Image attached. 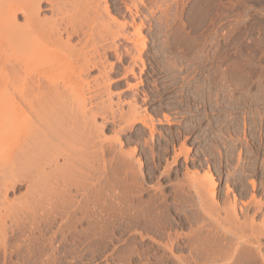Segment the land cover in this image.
Listing matches in <instances>:
<instances>
[{
  "label": "rangeland",
  "instance_id": "obj_1",
  "mask_svg": "<svg viewBox=\"0 0 264 264\" xmlns=\"http://www.w3.org/2000/svg\"><path fill=\"white\" fill-rule=\"evenodd\" d=\"M66 1V19L74 18L91 31L81 35V44L72 40L85 52L103 53L102 40L117 35L124 21L133 38L116 37L122 57L108 51L111 86L91 83L65 89L71 101L77 100L73 106H78L82 119L78 118L83 120V135L87 127L92 137L90 143L82 137L80 142L70 135L62 138L65 143H79L64 145L76 162L68 170L75 168L73 176L59 175L76 182L69 185L58 176L59 184L54 179L60 171L56 166L65 172L63 166L71 164L61 154L45 167L46 177H36L37 197L32 199L28 183L10 189L7 200L1 196L0 264H264V228L260 227H264V0H107L109 14L103 7L95 13L93 0ZM4 2L0 0V11ZM89 4L94 10L87 8ZM44 9L42 17L50 16L47 6ZM17 17L22 23V15ZM141 22L140 35L135 25ZM126 45L131 54L124 52ZM138 48L142 52L137 53ZM2 59L0 50V87ZM131 67L134 74L128 71ZM104 71L101 66L91 67L85 77L102 78ZM81 93L86 99L80 107ZM121 110L134 115L126 117ZM135 115L146 117L145 124L129 127ZM119 152L130 153L131 164L122 166ZM91 157L96 160L87 159ZM83 159L89 164H79ZM209 172L217 179L213 200ZM50 174L54 180L48 178ZM200 182L208 184L207 192ZM234 197L238 216L229 212Z\"/></svg>",
  "mask_w": 264,
  "mask_h": 264
},
{
  "label": "bare ground",
  "instance_id": "obj_2",
  "mask_svg": "<svg viewBox=\"0 0 264 264\" xmlns=\"http://www.w3.org/2000/svg\"><path fill=\"white\" fill-rule=\"evenodd\" d=\"M75 1L78 2V0H75ZM103 1L102 0L91 1L92 6H94L93 8L95 9V11H94L95 13H97V12L101 13L102 11L100 12L99 10H101L100 8H102V7L105 8L104 11H106V12L103 11L104 13L109 14L111 12L109 9V5L107 4V0H105V3H106V4H104L105 7L101 3ZM4 3H3V5H4L3 9L0 11V50H2V52H3V59H2V63H1V74L3 77V81H2L1 87H0V198H1V196H3L6 199L7 194H8L10 189L19 188L21 185H23V183H26V184L28 183V185H29V186H27V188L29 189L28 191L30 193H32V199H34L36 194H37L35 192L40 191L39 189L35 190L37 187H36V185H34V182L36 184L38 179L43 177L44 174H45L44 177H46V173H45L46 170L44 171V169L46 166H48V164L53 163L55 161H58V156H60L61 154L63 155V156L61 155L62 157L65 156L67 158L66 164L69 162L71 163V164H69V166L68 165L63 166L65 168V172H61V166L57 167L55 164L56 169L55 168L54 169L55 170L58 169V171L60 169V171L59 172L56 171V172H58L57 175L55 174L56 172L52 173L53 175L55 174V176H54L55 178L52 177L53 175H51V174L49 176L48 175L47 176H48V178L51 176L52 177L51 179H53V178L58 179L59 175L60 176L65 175L64 173L68 172V170L70 169L72 164L76 163L75 160L70 158L71 155L66 154L65 150H68L67 149L68 147H64V145L68 146L67 144H70L72 141H69L70 143H65L66 140H64V142H62L63 141L62 138L66 139L67 135H70L71 137H75V141H77V140H79L78 138L82 137L81 140L84 141V139H85L86 140V142L84 141L85 143H90L88 141L92 138L91 136H89L91 133H89L88 130H86V128H87L86 126H85L86 128L84 127L85 128V134L86 135L88 134L89 137L85 136V134L83 135V133H84L82 130L83 125L81 122L83 120H79L80 115H78L79 112L76 110L78 108L77 105L80 104V107H81V105L83 104V106H84L85 102H83V101L86 98H84V95L82 93L79 94L78 95L79 96L78 97V100H79L78 103L79 104H77L76 105L77 108H75V106H73V104H74L73 102H75V101H71V99H69L71 96L69 97L70 94L68 95L66 93L67 90H65V89L68 87V85L69 86L73 85L76 88H78L82 85H85V84L89 85L91 83L92 84L96 83V85H99V86L102 84L101 86L105 85L104 87L111 86L113 81H114L110 75L111 71L113 70V65L107 64V63H109V62H107L108 61V51L113 50L116 52V54H118L117 56L122 57V52H120L121 47L118 45L119 43L116 41V37L120 36L125 41H131L133 37H131L129 35V33L127 32V30H126L127 23L124 21L123 23L119 24V29H118L117 35L113 36L112 39H110V37L106 38V36H105V39L102 40V42H103V44H102L103 53H99L98 50H96L95 53H87L84 51V46H81V45L78 46L77 43L73 44L72 40H74V38L75 39L77 38V40H78L77 42L79 44L80 43L79 40H80L81 35L82 36H84L83 34H85V36L88 35V32L90 30L88 28H86V30L87 29L89 30V31L88 30L86 31L85 28L83 27V25H84L83 23H82L83 24L82 25L81 23H78V22L76 23L75 21H73L74 20V18L72 19L73 16L71 17L72 21L69 19H66L65 15L68 13V7L66 6V4H67L66 0H5ZM44 5L47 6V9L50 10V12H51V15L50 16L48 15V17H46V15L42 17V14L45 10ZM135 5H137V4H135ZM90 7L91 6L89 4V6L87 8H90ZM136 7H138V6H136ZM93 8L91 7L92 10H94ZM103 8H102V10H103ZM127 9H130V6H127ZM94 12L92 11V13H94ZM19 14L22 15V17H23L22 23H21V21L20 22L18 21L17 16ZM96 16H98V15L96 14ZM67 17H68V15H67ZM87 25L88 24H86V26ZM142 25H143L142 22H141V24L135 25L136 26V32H138V34H140V33L143 34L142 30H141V28H143ZM91 26L92 25H90L89 27H91ZM90 38H91V35H90ZM90 38H88V39H90ZM84 40H86L85 37H84ZM91 40H92V38H91ZM95 41H93V42H95ZM107 41L108 42L110 41L111 44L108 43L109 44L108 45ZM82 43H84V42H82ZM97 43H99V42H97ZM141 43L143 44V41ZM100 44H101V42H100ZM144 44H143V46H144ZM88 45H91V44H88ZM140 46H142V45H140ZM135 47H137V46L135 45ZM142 50L143 49L138 48L137 53L142 52ZM124 52L126 54H131V49L126 45V47L124 48ZM133 55H135V54H133ZM139 56H138V58H139ZM134 61H135V58H134ZM100 66L103 67L105 70L104 71L105 73L104 74L102 73L103 74L102 78L93 77V79L91 78L92 80H88L86 78L87 75L85 73H88L90 71L91 67L96 68V67H100ZM128 71H130L134 74L132 67ZM125 72L127 73V71H124V73ZM85 75H86V77H85ZM132 86H134V85H132ZM127 87H128V85H127ZM73 93H75V92H73ZM72 99L74 100L73 97H72ZM76 102H77V100H76ZM137 105L135 106V108L137 107ZM131 107H132V105H131ZM131 107H129V108L132 109ZM82 108H80V109H82ZM133 109H134V106H133ZM128 111H130V110H128ZM131 111L135 112L134 110H131ZM121 112H122V110H121ZM92 113H94V110L92 111ZM92 113L90 115H92ZM124 113H125V111H124ZM83 114H84V112H83ZM126 114H128V113H125V115ZM132 114L133 113L131 112V114H128V115H132ZM125 115H123V116H125ZM128 115H126V117H128ZM65 116H67V117H65ZM86 116H87V113H86ZM135 117H136V115H135ZM83 118L86 120V117H83ZM92 118L95 120V117H92ZM120 118L123 119V117H120ZM145 118L144 117H136L135 119L132 118L133 123H131L128 126L129 127L133 126L135 122H144V124H145V122H146ZM80 119H82V118H80ZM151 120H152V118H151ZM90 121H92V120H90ZM87 123L88 122H86L85 125ZM101 126L103 128L104 125L102 124ZM125 126H124V128L128 127V126H126V127ZM154 126L155 125H153V123H152V125L149 127L151 129V134H153ZM80 131H81V133H80ZM90 131H92V130H90ZM86 132H88V133H86ZM83 136H84V138H83ZM76 137H77V139H76ZM88 138H90V139H88ZM151 139H152V136H151ZM81 140H79L78 142H80ZM116 140L118 141V144H120V146H123V141L120 139V137H118ZM73 143L75 144V142H73ZM73 143H71V144H73ZM78 144L79 143H77L75 145H78ZM95 144H97V143H95ZM87 146H89V145H87ZM94 146L96 148V145H94ZM102 146H104V145H102ZM83 147H85V146L83 145ZM91 147H93V146H91ZM113 148H114V150L116 149L115 147H113ZM180 148H181V146H180ZM76 149H78V148H76ZM86 149H88V148H86ZM93 150H95V149H93ZM99 150L100 149H98V151ZM84 151H86V150H84ZM90 151L88 150V152H90ZM95 151H97V150H95ZM98 151H97V153H98ZM82 152H80V154ZM88 152H84V153H88ZM125 153L126 152H119V154L122 156V158L120 159V156L118 155L120 160L117 159V161L119 160V162L121 163L122 166L127 165L128 161H130L127 159L129 157L128 154H130V153H126V154ZM64 154H66V155H64ZM90 154L92 155V153H90ZM93 154H95V158H96L97 154L96 153H93ZM68 155H69V159L71 161L68 159ZM82 155L84 156V154H82ZM86 155L88 156V154H86ZM133 155H134V152H133ZM83 158L85 159V157H83ZM92 158L95 159L94 157L87 158V159H89L91 161ZM87 159L84 160V162H86ZM96 159L101 160L100 158H96ZM83 160H81V161L79 160L80 161L79 164H81V162L83 164H87L88 161L86 163H84ZM77 164H78V162H77ZM88 164H89V162H88ZM92 164H93V162H92ZM128 164H131V163H128ZM140 164H142V163H140ZM49 167H50V165H49ZM63 167H62V169H64ZM67 167H69V168H67ZM72 167H76V166L74 165ZM121 168L123 169V167H121ZM127 168H128V166H127ZM54 169H53V171H55ZM73 169H75V168H73ZM72 170H70L68 172V173H70V175H68V176H73ZM114 170L116 172V169H114ZM62 171H64V170H62ZM76 171H77V169H76ZM76 171H75V174L77 176L78 172H76ZM97 172H99V171H97ZM123 172H124V170H123ZM134 175H136V174L134 173ZM204 175H205L204 177H207L206 176L207 171H206V174H204ZM60 176H59V179L62 178V180H65V181H63V183L64 182L67 183V181H68L67 184H69V182L72 184L71 181L76 182L74 180V178H73V180H71L72 179L71 177H70L71 179H63L66 177H60ZM66 176H67V173H66ZM190 176H192V175H189L188 177H190ZM36 177L37 178L39 177V178L37 179ZM200 178L203 179V177H200ZM209 178L211 180V185H210L211 188L209 187L210 192L209 191L208 192L210 193L209 197L211 196V198L213 200V198H216L215 189L217 186V179H216L215 174L213 172H209ZM45 179H47V178H45ZM59 179L57 180V182L59 181ZM105 179H106V177H105ZM207 179L205 178V182L208 181ZM199 181H200V179H199ZM113 182H112V185H113ZM104 183H106V181H104ZM194 183H196V182H194ZM253 183H255V182H253ZM67 184L62 185V186L63 187L68 186ZM199 184L202 185L201 182ZM199 184L197 183V186H200ZM32 185L34 187V190H33ZM206 185L208 186V184H206ZM203 186L204 185H202V187ZM205 186H204V188H205ZM30 187L32 188V190L34 192L31 190ZM63 187L62 188L60 187V188L63 189ZM199 188H201V186ZM199 188H197V190H199ZM204 188L203 189L201 188L203 193L205 192ZM56 189H57V187H56ZM61 189H59V190H61ZM66 189H68V188H66ZM201 189L199 190V192L201 191ZM205 189L207 192V188H205ZM226 189H227V192H230V190H232L229 185H227ZM197 190H196V192H198ZM251 190H253V188ZM202 191H201V193H202ZM57 192H58V190H57ZM64 193H66V192H64ZM124 193H126V192H124ZM201 193H198V195ZM33 194H35V195H33ZM115 195L117 196L118 194H115ZM205 195H207V194L205 193ZM55 196L58 197V195H55ZM202 196H201V198H202ZM109 197H106V198H109ZM243 197H241V198H243ZM123 198H124V196H123ZM32 199H31V201H32ZM90 200H92V199H90ZM186 200H188V199H186ZM201 200H205V199H201ZM252 200H250V201H252ZM197 201H198V199H197ZM236 201H237V197H234L233 207L231 206L232 204L231 205L229 204V206L232 207V211H229V212H231L234 216H238L237 215L238 210H237V205H236L237 202ZM190 202H192V201H190ZM217 203L216 204L213 203V204H215L213 207L217 206L218 205ZM202 204H203V202H202ZM244 204H246V203H244ZM25 205H26V203H25ZM256 205H257V203H256ZM111 206H113V205H111ZM250 206H251V204H250ZM228 208H230V207H228ZM212 209L214 210L215 208H212ZM112 210H113V208H112ZM229 210H231V209H229ZM255 211H254V213H255ZM211 213H212V211H211ZM226 213H228V209H227ZM245 214H247V213H245ZM227 215H226V217L229 216V215L228 216ZM211 216H214V215H211ZM239 217H240V215H239ZM232 219H234V218H232ZM229 221H230V219H229ZM217 222L218 221H216V224H218ZM235 223H237V222H235ZM240 223H241V221H240ZM249 223H251L250 219H249ZM260 223L258 224L257 222H255L253 224L260 225ZM254 227H252V228H254V230H255L256 226H254ZM260 227L264 228L263 224H261ZM262 233H264V232L262 231ZM262 233L260 234L261 236L263 235ZM256 235H257V233H256ZM215 238H217V237H215ZM229 238H230V236H229ZM253 239H254V237H253ZM230 240H231V238H230ZM257 240L255 239V241H257ZM243 241H245V240H243ZM248 241H250V239ZM215 242H218V241H215ZM259 242H257V243H259ZM232 244H234V246H235V243L232 242ZM232 244H230V245H232ZM230 245H229V247H230ZM250 245H252V243ZM257 246H258V244H257ZM223 247L226 248V246H223ZM252 247L256 248L253 245H252ZM195 249H196V247H195ZM239 249H241V248L238 247V250ZM228 251H227V253H228ZM242 251H244V250L242 249ZM259 251L260 250H258L257 252H259ZM231 252H232V250H231ZM227 253H225V254L227 255ZM236 253H238V252H236ZM247 253H248V251H247ZM245 254H243V255H245ZM255 254H258V253L255 252ZM230 255L231 254L229 253L227 257H229ZM238 255H239V253H238ZM262 255H261V257H262ZM241 256H242V253H241ZM243 257H241V261L243 260L242 259ZM245 257H246V255H245ZM252 257H254V256H252ZM257 257H259V256H257ZM225 259H226V257H225ZM252 259L250 258V260H252ZM261 261H263V260H261ZM258 262H259V260H258ZM229 263H231V262H229ZM242 264H244V263H242Z\"/></svg>",
  "mask_w": 264,
  "mask_h": 264
}]
</instances>
